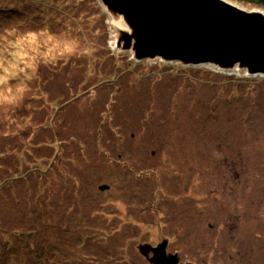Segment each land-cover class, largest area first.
<instances>
[{"label": "rangeland", "instance_id": "374dc122", "mask_svg": "<svg viewBox=\"0 0 264 264\" xmlns=\"http://www.w3.org/2000/svg\"><path fill=\"white\" fill-rule=\"evenodd\" d=\"M117 29L99 0H0V153L17 176L0 245L18 247L0 251L155 264L141 248L167 240L180 264H264V82L137 61Z\"/></svg>", "mask_w": 264, "mask_h": 264}, {"label": "water", "instance_id": "95a60500", "mask_svg": "<svg viewBox=\"0 0 264 264\" xmlns=\"http://www.w3.org/2000/svg\"><path fill=\"white\" fill-rule=\"evenodd\" d=\"M118 27L119 47L135 60L218 66L264 76V14L228 0H99ZM109 184L100 186L109 189ZM165 244L142 246L155 264H180ZM182 264V263H181Z\"/></svg>", "mask_w": 264, "mask_h": 264}, {"label": "trees", "instance_id": "16d2710c", "mask_svg": "<svg viewBox=\"0 0 264 264\" xmlns=\"http://www.w3.org/2000/svg\"><path fill=\"white\" fill-rule=\"evenodd\" d=\"M237 2H241V3H244V4H247V5H250V6H261V7H264V0H235ZM196 69V72H198V70L200 68H195ZM193 71V69L191 70ZM197 76V74H195ZM191 76V79H195L196 77L193 76V75H190ZM217 77H220V78H224L223 82L226 84L228 83H237L238 86H240L241 90H248L249 91V87L252 86V84L255 86L256 85H259V84H262L264 82V79L263 78H259V77H245V76H232V75H216ZM209 83V82H208ZM219 84V82H218ZM262 86V85H260ZM248 88V89H247ZM32 99L34 98H37V97H31ZM29 98L26 97V100H28ZM262 104V103H261ZM258 113V112H256ZM1 154V153H0ZM3 157L4 155L1 154L0 155V168H4V171L1 172V176H3L2 178V183H0V189L1 188H4V187H10L12 184H13V180L17 179V176H14L13 172L14 169H13V166L15 165V162L9 160V161H6V160H3ZM24 159H27L26 157H24ZM5 162L7 163V165L5 164ZM29 162V161H28ZM32 167V166H31ZM34 169V167H32L30 170L32 171ZM35 170V169H34ZM7 174V175H5ZM34 174V173H33ZM11 175V176H10ZM32 175V174H31ZM16 224V225H15ZM17 226V222L14 220L12 221L11 224L8 225V227H3L0 229V231H4L5 233H9V232H13V228H15ZM16 233H18L17 229L14 231ZM21 234V233H20ZM11 235V234H10ZM28 244H25V247L27 246ZM0 246H3L4 245H0ZM8 247H4L6 252L8 251L9 253V250L11 248H15L17 249V245L15 244L13 247L11 246V244L7 245ZM18 251V250H17ZM4 251H0V264H7V260H9V264H20L18 263L19 261L16 260L17 257L16 256H12L10 254H5V253H2ZM19 252V251H18ZM23 263V262H21Z\"/></svg>", "mask_w": 264, "mask_h": 264}, {"label": "bare ground", "instance_id": "6f19581e", "mask_svg": "<svg viewBox=\"0 0 264 264\" xmlns=\"http://www.w3.org/2000/svg\"><path fill=\"white\" fill-rule=\"evenodd\" d=\"M228 1H230V2H232V3H234V4H236V5H239V6H241L242 8H245L243 5H241V4H239V3H237V2H235V1H231V0H228ZM247 10H255L256 12H260V13H262V14H264V10L263 9H258V8H256V9H248V8H246ZM113 22L117 25V27H120V26H122V23H121V21H116V20H113ZM216 67H218V66H216ZM220 68V67H219ZM222 71H225V70H227V69H221ZM253 77H259V75H257V76H253ZM264 77V76H263ZM105 190H107V189H105ZM170 194H172V193H170Z\"/></svg>", "mask_w": 264, "mask_h": 264}, {"label": "flooded vegetation", "instance_id": "af4514ba", "mask_svg": "<svg viewBox=\"0 0 264 264\" xmlns=\"http://www.w3.org/2000/svg\"><path fill=\"white\" fill-rule=\"evenodd\" d=\"M111 188V187H110Z\"/></svg>", "mask_w": 264, "mask_h": 264}]
</instances>
